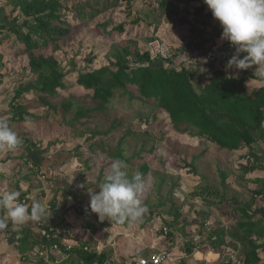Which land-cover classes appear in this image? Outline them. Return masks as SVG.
<instances>
[{
  "label": "trees",
  "instance_id": "1",
  "mask_svg": "<svg viewBox=\"0 0 264 264\" xmlns=\"http://www.w3.org/2000/svg\"><path fill=\"white\" fill-rule=\"evenodd\" d=\"M149 1L143 0L140 3L139 0H101L103 7L99 0L74 1L76 4L74 11L78 18L77 21L71 23L63 19L65 13L68 12V9L63 7V0H7L5 5L0 7V36H3L4 32L13 34L23 46V50L18 54L27 60L28 75L25 90L28 89L39 96L53 98L58 95V91L66 90L67 81H74L84 91L92 93L89 98L95 106L91 109L81 107L75 113V120H89L95 113L104 112L114 99L115 93L122 91L131 100L135 99L144 104L153 105L166 113L177 133L186 135L189 133L188 128L196 129L195 136L205 138L219 151L233 152L242 147L252 148L255 144L264 143V88L250 89L246 84L248 80L256 79L253 74L255 66L244 71L228 68V61L234 54L224 49L221 50V48L217 50L219 52L217 56L213 55L207 60L209 52H207L208 48L206 49L207 41L203 39V36L208 34V24L201 21L198 22L197 27L189 24L188 18L183 15L180 17V11L185 3L192 5L199 0H160L157 8ZM120 6L122 7L119 8ZM4 7H10L9 16L4 15ZM144 7L149 8V14H145V17L141 10ZM168 7L172 9L165 14ZM181 12L183 14L191 12L193 19H196L204 15V8L199 6L194 11ZM117 13L126 19L125 24L115 25ZM151 16L153 18H149ZM166 16L173 20L175 27L181 25L183 28L178 43L175 46H169V58L152 59L148 49L140 51L137 48L136 40L121 41L118 45H113L112 51L108 54L107 65L98 68L93 67L96 61L93 53L82 57L81 46L76 49L75 57H82V64L72 59L69 62V70L62 67L54 56L62 52L66 43L69 42L72 26H76V29L84 24V28H88L85 26L86 23L99 18L100 20L91 31L110 38L115 33L124 34L127 26L132 30L130 36L135 32V26L138 29L153 28V35L146 39L149 47L152 43L161 41L155 32L161 20ZM205 16L213 19L211 14ZM110 27L112 29L109 30ZM201 58L206 60L207 71L199 69L202 64ZM25 90L21 89L18 92L21 95L25 93ZM40 101L41 105L55 110L49 98H42ZM72 101H75V98L69 96L62 102L63 112L71 110L74 106ZM13 108L17 109L18 115L12 117V120L18 119V122H25V116H29L33 121L31 113H27L21 107L13 106ZM119 124H121L120 119L115 116L111 129H116ZM100 134L102 133L94 132L95 136ZM125 138L120 140L114 156L116 159L130 163L129 159L122 156ZM87 139L90 140L91 137ZM141 170L142 175H145L149 168L144 165ZM36 173L38 177H45L40 168ZM193 173L196 174V171ZM82 175L84 176L83 173ZM224 177L223 191L226 188V175ZM97 180V186L104 181L101 176ZM94 186H88L87 191ZM184 193L191 199H199L208 206L216 205L210 201L211 197H218L211 187L200 188L193 193L187 191ZM262 193H264V187L257 193V196ZM25 196L20 195L19 200H23ZM262 197L264 198V195ZM86 202L90 204V201ZM248 207L247 204H241L238 207L240 215L234 236L236 235L238 240L244 238L243 244L247 250L244 264H257L260 261L257 256L258 247L251 238L262 229L259 223L253 222L252 216L248 214ZM180 212L179 209L167 212V216L173 217V220L167 222V227L162 229V232L166 230L165 234L169 235L171 240L175 239L177 233L182 235L185 228L189 226ZM87 214L89 215V212ZM95 215L93 213V218L97 221L96 227L92 228V225H89L88 230L96 229L92 233L105 231L109 227L107 220L100 221ZM115 224L122 226L124 223L115 222ZM239 231H242L243 235H240ZM106 236L105 241L109 235ZM55 240L60 241L58 237ZM31 242L33 243L32 249L42 244L34 236L31 237ZM28 243V237L24 238L23 251L29 248ZM218 243H221L220 239ZM60 246L66 251V247ZM85 248H89L88 242H77V247L71 248L69 253L77 255L84 264L108 263L110 253L106 250L98 253L91 250L85 251ZM186 251L188 255L193 252L191 246Z\"/></svg>",
  "mask_w": 264,
  "mask_h": 264
},
{
  "label": "rangeland",
  "instance_id": "2",
  "mask_svg": "<svg viewBox=\"0 0 264 264\" xmlns=\"http://www.w3.org/2000/svg\"><path fill=\"white\" fill-rule=\"evenodd\" d=\"M6 1L7 0H2L0 3L4 6ZM74 1L79 0H63V7L68 9V12L65 13L63 18L64 21H70L71 23L72 21H77L78 15L74 11L76 5ZM142 1L143 0H139L140 3H142ZM159 1L160 0H150L149 2H152L154 7L157 8ZM99 2L103 7L104 4L101 3V0H99ZM197 7L199 6L185 3L181 11H194ZM148 9L147 7L141 9L143 11V17L149 14ZM171 9L172 8L168 7L164 13H169ZM181 11L180 17L183 15L188 18L189 24H194L198 27V22H208V18L205 15L193 19L191 12L183 14ZM4 15H10V7H4ZM149 18L153 17L151 16ZM99 20L100 18L86 23L85 26L88 28H84L83 23L80 28L75 29L76 26L71 27L69 42L66 43L62 52L54 54L55 58L66 70L70 69V60L75 59V61L80 62L81 65L82 57L87 56L89 53H93L96 57V61L93 65L94 68L107 65L108 54L112 51V46L118 45L121 41L136 40L135 43L140 51H145L149 48L146 39L153 35V28L143 27L138 29L137 26H135V32L130 36L132 30L127 26L124 34L119 35V33H115L113 37L110 38L104 34H96L91 31ZM115 23L117 26L122 23L125 24L126 19L121 14L117 13ZM110 29H112V27H110L109 30ZM182 30L183 28L181 25L175 27L171 18L168 16L164 17L155 32L156 36L161 41L154 43V47H159V52L163 54H166V51L169 53V46H175L178 43L182 35ZM208 30L209 33L207 38L210 35V28ZM3 34V36H0V56L2 57L0 60V77L2 79L0 80V92H4L0 97L7 98L6 103L8 102V108L3 111V113H8L9 117L17 116L18 111L17 109L15 110L13 106L21 107L27 113H31L33 121L30 124L27 123L28 126H24L22 122H18L17 118V120L9 119L10 126L14 128L13 130L15 132L19 133V137L23 134L24 137L26 136L24 140H29L33 145L39 146L41 150L46 151L44 154H47V156L56 158L58 161H54V169L64 170L69 173L71 177H74V193L75 195H77V193L80 195L75 197L80 199L78 203L81 205V208L76 205L73 206L76 210L72 212L74 219L73 222L68 225L72 226L71 228L74 232L72 233V231H70L73 235H77V238L81 241L88 242L89 248H86L87 250L85 251L91 250L99 253L102 252V250H106L110 253L107 264H132L131 257L128 258L125 253L126 251L120 250L122 251L119 253L120 256L115 255L113 252V250H116V247L124 246L123 243L118 244V246L116 244L120 242L119 237L117 238L116 235H120L123 232L122 230H120V232H118V230H113L116 228L115 226H117L113 220H109L108 218L104 219L107 220L109 224V227H107L105 231L97 230L98 232L92 233L93 230L95 231L96 229L92 231L88 230L89 225H92V228L96 227L97 221L93 218V212H91L90 204L86 202V196H83L85 193L89 196L91 191H99L97 179L100 176L104 179L108 174L112 161L116 159L114 155L117 153L118 144L124 137L126 138L122 146V156L130 160V163H126L127 167L124 171L131 177L137 172L142 174L141 169L144 165L149 168L148 173L143 175L145 180V191L141 196L142 205L146 207L147 211L142 221L135 223L125 222L127 224L125 225L126 228L131 229V231L133 230L135 234H140L139 237H141V241L137 243L139 248L143 250V245L147 246L145 254H143L144 258L156 253L154 248H150L151 246L175 245L176 238H180L176 234L175 239L171 240L170 236L165 234L166 230L162 232V229L167 227V222L173 220V217L167 216V212L170 210L172 212V209L181 207V210L189 215L187 216L188 220H192L193 222L197 221V223H199L200 220L207 222L206 220L210 216H214V220H218L214 211L202 210L201 207L203 205L199 203V199H191L189 195H186L184 199L180 193H182V189L184 188H186L189 193H193L194 191L200 190V188L205 189L206 187H211L213 191L218 194L217 199H221L220 194H223V189L218 172L230 168L233 170L236 169L237 162L231 154L225 155L222 154V152H218V150H216L217 148L208 144L205 138L195 136L197 130L191 127L188 128L189 133L186 135L177 133L166 113L153 105L144 104L135 99L131 100L130 97L122 91L115 93L114 99L104 112L95 113L89 120H75V113L81 107L91 109L95 106L91 98H89L92 93L84 91L81 87L77 86L74 81H67L66 90L58 91V95L53 98L39 96L32 91H28V89L25 90L27 86L26 76L28 75L26 69L27 60L23 56L20 57V54H18V52L20 53V51L23 50V46L16 40L15 35L5 32ZM223 41L224 40L218 41V44H223ZM79 46H81L83 56L77 58L75 57V53ZM224 50L227 52V49ZM209 54H211L212 58L213 54L210 52L208 55ZM200 61L202 64L200 63L199 69L202 68L201 71H207L205 58H201ZM21 89L25 90V93L23 92V94L20 95L18 90ZM69 96L75 98V101H72L74 102V106L70 111L63 112L62 102L68 99ZM42 98H49L55 110L48 109L46 106L41 105L40 99ZM115 116L120 119L121 124L117 125V128L112 130L111 124L114 122ZM17 122L19 124L16 125ZM94 132L102 134L95 136ZM89 137H91L90 140L87 139ZM61 162L63 163L61 164ZM46 163L48 164L49 162ZM193 171H196L197 174H194ZM41 182L45 183H43L44 186L47 183V188L50 187L49 182L44 180ZM184 182L187 184L184 185ZM91 185H95V188L93 187L87 192L86 188ZM189 189L192 192H190ZM30 197L33 198L34 196L31 195ZM217 199L215 196L210 198V200L215 201H218ZM89 200L90 197L88 201ZM66 206L68 208L70 207L68 204L63 207L66 208ZM225 207V205L220 206L221 209ZM82 211L89 212V215L87 213H81ZM95 217H98L97 214ZM57 221H59V219ZM212 222L211 220L210 223ZM60 229L61 233L64 234L62 231L64 228ZM202 229L203 227L200 226V228H193L192 230L189 228V231H193L196 235L205 233L203 234L205 239L209 232L202 231ZM24 230L27 231V228H24ZM225 231L226 230L222 233L225 234ZM101 233H104V235ZM25 235H28V231L25 232ZM106 235H109V237L105 241ZM111 237H113L112 240ZM28 240L32 246L31 236L28 237ZM141 243L143 245H141ZM65 244L67 243L63 241V245ZM73 245V243H69L66 247L72 246V249L76 248V246ZM110 245L113 246L111 247ZM106 246L108 247L106 248ZM109 247L111 249H109ZM35 251H37V249L33 252ZM59 251L55 250L54 253L51 254L52 259L54 258V262L51 261V264H84L74 253L73 256L67 254L63 252L64 250L61 249V247H59ZM116 259H120V262L116 263ZM48 263L49 261H47V263L45 262V264Z\"/></svg>",
  "mask_w": 264,
  "mask_h": 264
},
{
  "label": "crops",
  "instance_id": "3",
  "mask_svg": "<svg viewBox=\"0 0 264 264\" xmlns=\"http://www.w3.org/2000/svg\"><path fill=\"white\" fill-rule=\"evenodd\" d=\"M0 2H2V0H0ZM192 5L203 6L204 15H212L211 11L204 3V0H199ZM1 6H3L2 3H0V7ZM206 23L208 24V29L210 28L209 37L207 38L208 34L203 36V39L207 41V52H212L213 55L217 56L219 54L218 49L221 48L227 49L228 53L235 54V48L230 49L229 42L224 40L222 42L223 44H218V41L220 42L222 40V28L220 24L214 18L208 19ZM208 29L207 31L209 33ZM240 55L241 58H243L245 54L242 53ZM253 74L256 76V79L248 80L246 82L248 87L250 89L264 88V77L256 72L255 68ZM0 80H2L1 77ZM3 92L4 91L0 92V95ZM6 99L7 98L0 97V118L9 121V119L12 120V117H9L8 113H3V111L8 108ZM22 123L24 126H28L26 122ZM17 124L19 123L17 122L16 125ZM12 129L14 128L12 127ZM17 134L19 136V133ZM25 137L23 134L21 135L24 145L22 143L18 150L11 152L0 151V194L5 191H18L21 195H32L35 199L38 198V201L45 206L46 212L44 219L35 224L13 227L9 221L8 229L0 232V264H45L47 261H49L48 264H51V261L54 262V258L52 259L51 254H53L55 250L59 251V249H56L57 246L59 247L62 245V247L64 246L65 248L67 244L73 243V246L77 247V242H83L77 238V235L72 234L74 230L71 228L72 226L68 225L69 223L71 224L74 219L72 212L75 208L73 206L76 205L81 208V205L78 203L80 199L75 197L80 195H78V193L75 195L74 193V177H71L69 173L64 170L54 169V163L58 160L44 154L46 151L41 150L37 145H33L29 140H24ZM207 143L214 147L208 141ZM218 152H222V154L225 155L231 154L237 162L236 169L233 170L230 168L218 172L221 182H223L225 178L224 175H226V188L223 194H220L221 199H217V197L216 199L218 201L210 200L216 205L208 206L198 200L205 208L204 209L201 205L202 210L214 211L218 220H214L215 217L210 216L208 218L209 220H206L207 222H203L202 220H200L199 223H197V221H189L187 217L189 215L183 212L181 207H178L181 211L182 218L186 222L189 221V226L185 228L182 235L181 233H177L180 238H176L175 245L167 244L171 247L166 245L150 247L156 250V253L153 254L165 253L168 255V261L163 264H244L247 251L243 244L244 238L238 240L237 236H234V230L237 228L238 216L240 215L238 207L241 204L249 205L248 214L252 216L253 222L259 223V227L262 229L259 233L257 231L251 239L255 241V245L258 247L257 256L260 261L257 264H264V198L262 197L264 193L257 196V193L263 190L264 187V143L260 142L255 144L252 148L242 147L240 150L233 152L219 150ZM46 162L49 163L47 164ZM62 163L63 162H61V164ZM27 166L31 167L29 168ZM38 168H40V170L42 169L45 177L37 176L38 173L36 172ZM33 178L36 179L32 180ZM43 180L50 183V187L48 185L49 188L46 186L47 183L45 185L46 187L44 186L45 183L43 182V184L41 182ZM184 183V185L187 184L186 182ZM184 189L182 190L183 193L180 194L185 199L186 194L184 192L187 191V189L185 191ZM89 191L90 190L87 192ZM190 192L192 191L190 190ZM86 194L87 193L83 196H86L88 200L90 196ZM67 204L70 207L68 208L66 206V208H64L63 206ZM222 205L226 207L221 209L220 206ZM0 217L7 218L3 210H0ZM58 219L59 221H57ZM211 220L215 223H210ZM125 225L126 224L115 226V229L112 228L113 230H118V232H120V230L123 232L121 234L119 233L120 235H116L120 240V242L116 244L118 246V244L123 243L124 246L116 247V250H113L114 254L120 256L119 253L122 252L120 250H124L128 258H132L133 256L136 258H144L143 254H145L147 246L143 245L142 242L141 245H143L144 248L143 250L139 248L137 243L141 241V237H139L140 234H135L133 230L131 231V229L126 228ZM200 226L203 227L202 231L209 232L205 239L203 237L205 233L196 235L193 231H189V228L192 230L193 228H200ZM24 228H27V236L25 235L27 231H25ZM60 228H64L62 229L64 234L61 233ZM224 230H226L225 234L222 233ZM101 234L103 235V233ZM239 234L243 235L242 231H239ZM30 236H34L35 239L42 244L32 249V246L28 243L29 248L27 251H23L22 241H24V238ZM56 237H58L60 241L57 242L55 240ZM112 238L113 237H111V240ZM218 239L221 240V243H218ZM63 241L67 244L63 245ZM110 246L112 247L113 245ZM190 246L193 252L188 255L186 250L188 247L190 248ZM71 248L73 247L71 246ZM36 249L37 251L33 252ZM109 249L111 248L109 247ZM63 252L73 256V253L71 254L67 252V250ZM151 256L145 258H150ZM119 262L120 259H116V263Z\"/></svg>",
  "mask_w": 264,
  "mask_h": 264
},
{
  "label": "clouds",
  "instance_id": "4",
  "mask_svg": "<svg viewBox=\"0 0 264 264\" xmlns=\"http://www.w3.org/2000/svg\"><path fill=\"white\" fill-rule=\"evenodd\" d=\"M213 18L222 28L221 39L230 43L235 54L228 61V68L240 71L251 69L264 77V0H204ZM243 55L241 58L240 54ZM30 124L31 118L25 116ZM23 140L12 129L7 119L0 118V151H16ZM127 164L114 159L99 191H91L90 209L100 221L108 218L123 224L140 222L146 207L141 196L145 191V180L139 172L129 177L124 171ZM20 192L5 191L0 194V210L7 218L0 217V232L13 227L35 224L45 217V206L38 200L26 204L19 200Z\"/></svg>",
  "mask_w": 264,
  "mask_h": 264
},
{
  "label": "built area",
  "instance_id": "5",
  "mask_svg": "<svg viewBox=\"0 0 264 264\" xmlns=\"http://www.w3.org/2000/svg\"><path fill=\"white\" fill-rule=\"evenodd\" d=\"M154 43H156V42H154ZM154 43H152L148 48L149 53L151 55V58L152 59H155L157 57H162L163 59L169 58L168 51H166V54L159 52V47H154V45H153ZM229 47L232 48L231 45ZM210 58H211V54L208 55L207 59H210ZM33 200H35V197L32 198V197H30V195H26L25 198H23V200H21L20 202L30 205ZM57 247H56V249H59ZM66 248H67L66 249L67 252H69L71 250V246L66 247ZM85 250H87V249L85 248ZM166 261H168V255L165 253L153 254L150 258H136V257L131 258V262L135 263V264H163Z\"/></svg>",
  "mask_w": 264,
  "mask_h": 264
}]
</instances>
